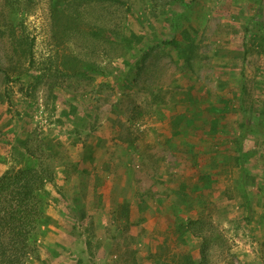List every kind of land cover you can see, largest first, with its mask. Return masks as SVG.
Returning a JSON list of instances; mask_svg holds the SVG:
<instances>
[{
	"label": "rangeland",
	"instance_id": "obj_1",
	"mask_svg": "<svg viewBox=\"0 0 264 264\" xmlns=\"http://www.w3.org/2000/svg\"><path fill=\"white\" fill-rule=\"evenodd\" d=\"M24 168L25 264H264V0H0V178Z\"/></svg>",
	"mask_w": 264,
	"mask_h": 264
},
{
	"label": "trees",
	"instance_id": "obj_2",
	"mask_svg": "<svg viewBox=\"0 0 264 264\" xmlns=\"http://www.w3.org/2000/svg\"><path fill=\"white\" fill-rule=\"evenodd\" d=\"M161 44L175 49L178 40L170 35ZM211 111L217 114L219 110L214 107ZM252 119L257 121L254 116ZM93 155L90 149L87 158ZM46 182V174L33 168L9 170L1 176L0 264H25L32 257L43 209L40 196Z\"/></svg>",
	"mask_w": 264,
	"mask_h": 264
}]
</instances>
